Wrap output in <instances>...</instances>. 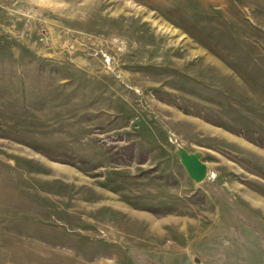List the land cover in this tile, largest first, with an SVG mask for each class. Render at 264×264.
Returning <instances> with one entry per match:
<instances>
[{"label":"rangeland","instance_id":"374dc122","mask_svg":"<svg viewBox=\"0 0 264 264\" xmlns=\"http://www.w3.org/2000/svg\"><path fill=\"white\" fill-rule=\"evenodd\" d=\"M0 264H264V0H0Z\"/></svg>","mask_w":264,"mask_h":264},{"label":"water","instance_id":"95a60500","mask_svg":"<svg viewBox=\"0 0 264 264\" xmlns=\"http://www.w3.org/2000/svg\"><path fill=\"white\" fill-rule=\"evenodd\" d=\"M180 160L189 177L195 182L203 181L207 176V166L196 154H189L186 151H180Z\"/></svg>","mask_w":264,"mask_h":264}]
</instances>
